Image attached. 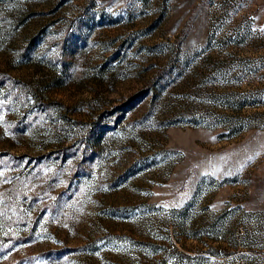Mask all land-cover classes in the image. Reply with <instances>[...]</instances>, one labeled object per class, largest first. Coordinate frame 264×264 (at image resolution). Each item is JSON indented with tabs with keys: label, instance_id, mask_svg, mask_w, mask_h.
<instances>
[{
	"label": "rangeland",
	"instance_id": "obj_1",
	"mask_svg": "<svg viewBox=\"0 0 264 264\" xmlns=\"http://www.w3.org/2000/svg\"><path fill=\"white\" fill-rule=\"evenodd\" d=\"M0 264H264V0H0Z\"/></svg>",
	"mask_w": 264,
	"mask_h": 264
}]
</instances>
